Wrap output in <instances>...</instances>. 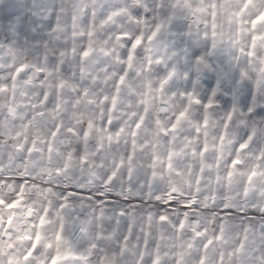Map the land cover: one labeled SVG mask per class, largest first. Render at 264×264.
I'll return each mask as SVG.
<instances>
[{
    "label": "snow or ice",
    "instance_id": "snow-or-ice-1",
    "mask_svg": "<svg viewBox=\"0 0 264 264\" xmlns=\"http://www.w3.org/2000/svg\"><path fill=\"white\" fill-rule=\"evenodd\" d=\"M264 0H0V264H264Z\"/></svg>",
    "mask_w": 264,
    "mask_h": 264
},
{
    "label": "clouds",
    "instance_id": "clouds-1",
    "mask_svg": "<svg viewBox=\"0 0 264 264\" xmlns=\"http://www.w3.org/2000/svg\"><path fill=\"white\" fill-rule=\"evenodd\" d=\"M16 8L17 10L23 14L27 11V9L29 8V0H16ZM262 114H264V112H262Z\"/></svg>",
    "mask_w": 264,
    "mask_h": 264
},
{
    "label": "rangeland",
    "instance_id": "rangeland-1",
    "mask_svg": "<svg viewBox=\"0 0 264 264\" xmlns=\"http://www.w3.org/2000/svg\"><path fill=\"white\" fill-rule=\"evenodd\" d=\"M15 2H16V0H15ZM30 8H32V0H29V8H28L27 11H26L25 13H23V14H28ZM23 14H22V15H23Z\"/></svg>",
    "mask_w": 264,
    "mask_h": 264
}]
</instances>
